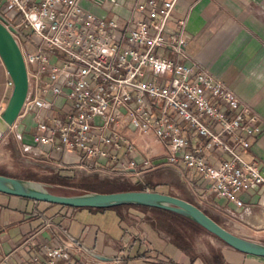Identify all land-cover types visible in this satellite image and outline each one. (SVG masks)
I'll return each mask as SVG.
<instances>
[{"label":"built area","instance_id":"1","mask_svg":"<svg viewBox=\"0 0 264 264\" xmlns=\"http://www.w3.org/2000/svg\"><path fill=\"white\" fill-rule=\"evenodd\" d=\"M178 1L135 0L121 23L92 10L105 0H1L3 22L20 31L30 79L19 118L33 114V141L80 152V167L98 169L106 160L139 174L162 160L196 170L216 197L244 208V192H264L260 165L242 152L264 121L226 83L188 61V19L170 28ZM80 251L82 241L70 237L23 264H78L73 255Z\"/></svg>","mask_w":264,"mask_h":264},{"label":"crops","instance_id":"2","mask_svg":"<svg viewBox=\"0 0 264 264\" xmlns=\"http://www.w3.org/2000/svg\"><path fill=\"white\" fill-rule=\"evenodd\" d=\"M106 1L110 4L108 9L104 8ZM105 2L102 6L91 5L92 10L125 23L135 0ZM182 19H188V61L198 63L226 83L257 110L264 121V0H179L170 28L177 29ZM25 47L32 49L28 43ZM12 91L11 76L0 56V105H7ZM61 101V98L57 101L60 106L64 103ZM36 132L33 114L29 113L18 118L0 140V164H7L6 170L12 168L7 159L11 151H14L12 157L21 158L33 170L40 164L53 168L50 172L47 170L48 174L51 171L62 174L63 169L80 167L78 151L63 152L50 145L27 143ZM24 145L29 148L28 152ZM242 152L246 160L257 162L264 173V131ZM209 159L216 160L214 155ZM156 161L155 169L139 174L129 172L141 181L149 173L161 176L163 170L174 171V175H167L161 185L176 191L174 195L178 196L187 193L195 200L210 197L214 209L231 226L226 228L237 235L264 242L262 190L255 188L244 192L245 207L239 208L233 202L216 197L209 190V181H201L196 170ZM102 163L105 165L106 160ZM0 174L34 180L1 169ZM144 185L137 190L156 191L152 185ZM184 199L193 202L187 197ZM151 211L142 206H128L127 211L74 208L0 192V264H23L45 245H55L70 237L79 239L85 247V251L73 255L78 264H264V257L246 255L227 245L219 247L214 260L200 255L199 250L194 253L160 230ZM47 221L51 222L50 226H46ZM5 257H8L6 263Z\"/></svg>","mask_w":264,"mask_h":264},{"label":"water","instance_id":"3","mask_svg":"<svg viewBox=\"0 0 264 264\" xmlns=\"http://www.w3.org/2000/svg\"><path fill=\"white\" fill-rule=\"evenodd\" d=\"M19 32L15 26H7L0 15V56L13 83L12 94L0 116V140L19 118L30 90L24 54L15 37ZM0 192L74 208L113 209L121 206H142L166 210L198 224L215 238L243 254L264 257V242L233 233L196 204L174 194L141 189L64 194L56 192L51 184L6 174H0Z\"/></svg>","mask_w":264,"mask_h":264},{"label":"rangeland","instance_id":"4","mask_svg":"<svg viewBox=\"0 0 264 264\" xmlns=\"http://www.w3.org/2000/svg\"><path fill=\"white\" fill-rule=\"evenodd\" d=\"M1 2V0H0ZM110 4L108 1L105 2L104 8L108 9ZM3 13L11 18L12 12L6 10V8L1 9ZM22 34L25 33L24 30L21 31ZM24 46H26L27 40H24ZM63 99L61 103H63ZM34 135V133H33ZM27 143L32 144L33 139H27ZM11 157L9 156L8 161L12 168L6 170L7 164H0V169L4 172L14 173L21 176L32 177L34 180L41 181L47 184H51L54 186V189L58 193H76V192H89L88 189H91L100 193H112L123 191V189L128 187L134 188H144V183L147 185H152L156 188V191H164L167 194L177 193L176 191L169 190L166 186L161 185L162 180L167 177V175L173 174L172 171L162 172L161 176L155 173H149L148 175H144L141 181L135 179L134 174H131L129 171H121L118 169H112L110 166L103 165L98 169L84 168V167H76V168H66L63 169L62 175H67V178H63L58 172L51 171L50 174L47 173V170H54L53 168H46V166L38 165L33 168H30V165H26L21 158L12 157L14 151H11ZM19 164V165H16ZM21 166V169L19 168ZM17 167V168H15ZM34 167V166H33ZM50 172V171H49ZM174 175V174H173ZM68 179V180H64ZM172 180V178H171ZM111 182L113 184H103L99 185L103 182ZM163 192V193H165ZM172 192V193H171ZM178 196V195H177ZM183 196V197H182ZM179 197L189 198L193 200L192 203L196 204L200 208H202L205 212H207L210 216H212L215 220H217L220 224L231 227L227 225V221L223 220L219 214V212L214 209V203L211 201L210 197H207L199 200H195L193 196H190L187 193H181ZM191 197V198H190ZM187 200V199H186ZM117 209V208H113ZM101 211V210H100ZM121 211H127V207L121 209ZM151 215L154 216L155 225L162 230L170 234L173 240L179 242L180 244L187 245V247L195 253L196 250H199L200 255L205 254L207 258L214 260L217 255V251H219V247H225L224 242H221L213 235L208 233L204 229H200L195 224L188 222L183 219L181 216L175 215L173 213L161 212L152 210ZM163 217L167 220V223H163ZM262 237V236H261Z\"/></svg>","mask_w":264,"mask_h":264},{"label":"trees","instance_id":"5","mask_svg":"<svg viewBox=\"0 0 264 264\" xmlns=\"http://www.w3.org/2000/svg\"><path fill=\"white\" fill-rule=\"evenodd\" d=\"M61 176H64L63 178H67L68 176L67 175H62L61 174ZM64 180H68V179H64ZM103 184H114L115 185V183H111V182H109V181H107V182H103V183H100L99 185H103ZM89 191H91V192H96V191H93V190H91V189H88ZM126 190H137V188H134V187H128V188H125V189H123V191H126ZM123 207H128V206H121V207H117V210H120V209H122ZM131 207H136V206H131ZM139 207H141V206H139ZM143 208H146V207H143ZM89 209H91V210H101V211H103V210H107V209H93V208H89ZM150 209H152V210H156V211H161V212H167V213H173V212H170V211H166V210H161V209H156V208H150ZM173 214H175V215H178V214H176V213H173ZM178 216H180V215H178ZM182 217V216H181ZM183 219H185V220H187L188 222H190V223H192V224H195L196 226H198L200 229H203L201 226H199L198 224H196V223H194V222H192V221H190V220H188L187 218H185V217H182ZM217 221V220H216ZM163 223H167V220H165V219H163V221H162ZM219 240V239H218ZM221 241V240H220ZM221 242H223V241H221ZM228 246V245H227Z\"/></svg>","mask_w":264,"mask_h":264}]
</instances>
